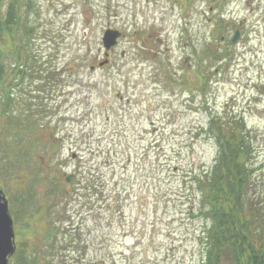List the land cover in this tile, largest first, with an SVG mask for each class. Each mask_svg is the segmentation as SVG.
Wrapping results in <instances>:
<instances>
[{
  "label": "rangeland",
  "instance_id": "rangeland-1",
  "mask_svg": "<svg viewBox=\"0 0 264 264\" xmlns=\"http://www.w3.org/2000/svg\"><path fill=\"white\" fill-rule=\"evenodd\" d=\"M31 1V68L60 82L27 76L13 91L19 127L0 115V134L23 148L7 162L0 151L16 247L47 246L52 218L81 223L91 264H200L208 219L196 179L215 155L202 127L231 104L264 145L259 2ZM108 28L121 36L106 55Z\"/></svg>",
  "mask_w": 264,
  "mask_h": 264
},
{
  "label": "trees",
  "instance_id": "trees-1",
  "mask_svg": "<svg viewBox=\"0 0 264 264\" xmlns=\"http://www.w3.org/2000/svg\"><path fill=\"white\" fill-rule=\"evenodd\" d=\"M33 9L31 0H0V115H6L9 124L16 127L20 120L13 116L16 105L13 91L21 80L43 76L39 82H60L52 67L45 71L31 68L33 61L26 51L29 43L26 32ZM238 110L230 104L221 112L210 113L202 127V132L213 140L215 155L211 168L203 170L196 179L200 192L198 204L201 214L208 219L200 238L203 248L200 264L225 261L264 264V145L256 142L257 134L247 124L242 110ZM30 115L26 120L37 118L32 109ZM8 133L3 128L0 134L3 162L23 151L18 135L10 137ZM50 219L42 236L49 244L28 253L17 248L11 264H91L84 258L89 243L81 238V223L77 222L76 228L75 224L61 226ZM58 232L65 235L59 237Z\"/></svg>",
  "mask_w": 264,
  "mask_h": 264
},
{
  "label": "water",
  "instance_id": "water-1",
  "mask_svg": "<svg viewBox=\"0 0 264 264\" xmlns=\"http://www.w3.org/2000/svg\"><path fill=\"white\" fill-rule=\"evenodd\" d=\"M120 36L121 32L116 29L108 28L103 32L101 40L106 50V55L108 54L107 51L117 44ZM237 39L238 31L234 34L232 41L235 42ZM106 62L107 59H104L102 62H99V65ZM93 67L91 66L90 68L93 69ZM70 179V177L67 178L68 181ZM15 249L13 219L9 211L7 198L3 190L0 189V264H8V260L14 254Z\"/></svg>",
  "mask_w": 264,
  "mask_h": 264
},
{
  "label": "flooded vegetation",
  "instance_id": "flooded-vegetation-1",
  "mask_svg": "<svg viewBox=\"0 0 264 264\" xmlns=\"http://www.w3.org/2000/svg\"><path fill=\"white\" fill-rule=\"evenodd\" d=\"M232 1L243 2L244 4H246V6H249V2H251V0H231L230 2H232ZM253 1L259 2L258 5H257L259 11L261 12V15H260L259 18L263 21V24H264V0H253ZM182 17L184 18L185 16H182ZM242 25H243L242 21H239V23L237 24V26L234 27V32L237 30L239 37L243 36V34H242L243 33ZM58 233H61V232H58ZM58 233H56V234H58Z\"/></svg>",
  "mask_w": 264,
  "mask_h": 264
}]
</instances>
